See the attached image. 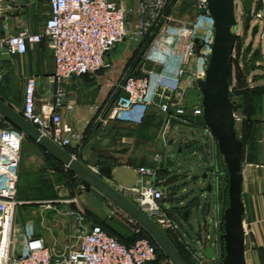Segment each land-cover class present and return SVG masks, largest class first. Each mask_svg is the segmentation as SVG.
<instances>
[{"label": "crops", "instance_id": "crops-1", "mask_svg": "<svg viewBox=\"0 0 264 264\" xmlns=\"http://www.w3.org/2000/svg\"><path fill=\"white\" fill-rule=\"evenodd\" d=\"M157 1H159L158 3L162 2V0ZM258 1L253 0V7L258 5ZM125 3L127 7L132 9L133 13L132 19H129L132 32L130 39L139 35L143 38L149 24V18L145 17L144 14L145 0H125ZM198 4L199 1H197V9L200 8ZM201 10L199 18L197 17L192 25L200 28L201 25L198 24H202L203 27L201 26V28L204 30V36L209 38L213 30V21L207 15H202ZM48 17L49 6L47 0L36 2L16 0L0 13V39L21 33H41ZM151 18L155 20L154 22H158L161 17L156 13ZM172 24L177 25L180 23L174 22ZM161 30L162 28L154 35L153 44L134 68V72L138 71L140 74H144L151 71H160L165 60L171 57L170 48L176 40H174V43L170 42L169 35L161 38L163 35ZM259 39L258 37L257 41ZM258 43L256 47H259L260 53L264 55V43L261 45L260 42ZM253 46L252 49H255ZM135 50L136 48L133 47L132 43H121L108 55L106 59L107 67L94 75L73 78L63 83L67 103L70 102L73 108L69 110L64 105L58 111L63 122L84 135L82 147L80 149L70 148L68 149L69 153L74 154L79 161L91 169H98L105 165L111 166V178L106 180L112 187L118 190H128L132 187L140 188L153 184L164 190V187L169 186V183L164 182L165 177L159 179L155 176L154 180L148 184L145 182V176L137 173V168L140 166H149L150 156L147 155L144 160L142 158V161L140 156L133 157L131 155L134 148L140 146L135 142L134 132L141 122L152 119V113L149 112L152 107L147 110L138 123H130L123 116L118 120L111 121L106 127L90 128L95 114V107L104 103L112 85L127 73V65ZM201 51L202 48L199 51V56ZM184 57L185 44L179 42L178 49L172 56L171 62L186 66L187 61ZM198 63L196 65L192 63L191 68L195 66L198 69ZM0 70V83L3 80L2 88H0V98L16 111L21 112L22 110L24 88L28 77H34L36 80L34 95L36 109L39 110L44 105L50 106L54 103L57 89V86L51 81L54 61L44 41L33 49H29L23 56L14 57L12 60L5 56L0 57ZM250 79L251 76L248 79L249 84L255 85V82ZM181 83L183 87L187 88V91L194 88V86H189L187 77H184ZM12 85H19V92L17 88L13 94L10 89ZM156 101H158L156 104L158 106L162 100L156 97L154 103ZM245 120L250 123L246 135L251 138L249 140L246 138L249 142L248 145L246 144L242 158L241 200L244 206V257L245 264H264V94H262L260 101V110L250 112L248 116L245 115ZM242 123L243 121L240 122V124ZM9 127L15 129L0 117V130ZM236 131L239 134L237 124ZM24 142L26 143L25 146ZM215 144V140L212 138L213 150L216 148ZM182 145L195 146L196 143L184 140ZM198 147L191 153H187V155L197 153L200 150ZM11 149L15 150V147H11ZM18 151L20 165L16 198L20 203L14 213L15 245L18 251L23 249V236L40 238L45 246L55 247L62 252H66L70 248L78 247L82 236L81 230L88 231L93 226L99 225L111 230L113 216L108 206L111 204L99 193L93 189L81 191L79 186L83 182L76 176H72L71 183L67 184L68 170L59 165L56 160L55 162L50 160V163L54 166L52 172L42 170V167L48 161L46 153L28 138L24 137ZM167 155L166 149H164L163 155L158 156V167L162 163L161 159ZM109 157L115 158L116 164L107 161ZM161 173L165 175L166 172L163 170ZM46 176L50 179L55 178V192L52 191L49 182L46 184ZM62 184H65L63 188L56 189V186ZM102 200L104 205L101 207L93 206L95 201ZM79 213H82L85 217L83 222L77 218ZM187 213L188 211L185 212V218H187ZM198 216V209H196L193 220L191 217L186 222L189 228L190 226L194 229L201 227ZM197 234L203 240L208 237V235L205 236L201 232V228ZM210 240L209 235V240H205L207 241L205 250L210 247L214 251L213 259L218 256L219 246H217L216 237L214 241L215 248L210 245ZM209 262L211 263V261Z\"/></svg>", "mask_w": 264, "mask_h": 264}, {"label": "built area", "instance_id": "built-area-1", "mask_svg": "<svg viewBox=\"0 0 264 264\" xmlns=\"http://www.w3.org/2000/svg\"><path fill=\"white\" fill-rule=\"evenodd\" d=\"M15 1L0 0V13ZM167 1L169 0L160 2V9ZM47 2L49 17L42 32L15 34L0 39V57L5 56L12 60L14 57L25 55L29 49H33L43 41L46 43L54 61L51 76L52 83L57 86L54 103L50 106L44 105L37 110L34 98L36 80L34 77H28L20 114L58 147L65 150L80 149L84 142L83 133L63 122L58 111L64 105L69 110L73 108L70 102L67 103L63 83L73 78L94 75L107 67L108 55L129 34L128 8L125 0H47ZM238 3L241 5V0L238 2L234 0L235 7ZM199 6L203 9L205 0H199ZM242 11L245 16L246 13L243 9ZM248 20L250 29L255 25L258 26L256 37L262 38L264 0H259L255 7L252 5ZM196 28L187 24L173 25L169 21L162 28L161 34L169 35L176 40L170 48L171 57L165 60L160 71L147 72L141 76L129 73L123 75L112 85L104 103L95 107V114L90 125L93 128L106 127L111 121L123 116L130 123H138L147 110L155 106L156 97L162 100L158 104V109L170 119L202 118L200 104L191 109L186 107L187 88L181 83L182 79L187 77L189 86L196 88L198 80L204 78L202 71L207 66L209 54L202 56V71L195 66L191 68V64L196 65L201 57V54L199 56L201 47L195 44L194 40L200 39L204 47H210L213 30L209 38L202 39L195 33ZM179 42L185 44L186 66L171 62ZM234 119L235 123L243 121V117L237 113H234ZM23 139L24 135L11 127L0 130V264H150L155 261L156 249L149 239L140 237L126 245L108 235L100 226H93L88 231L81 230L82 236L78 247L70 248L66 252L55 247L49 248L40 238L28 236H23V249L18 251L15 245L14 213L20 203L16 198L20 165L18 150ZM11 147H15V150ZM71 155L76 158L74 154ZM92 170L98 172V169ZM157 170L158 168L150 169L141 166L137 169V173L155 178ZM64 186L65 184L58 185L56 189ZM79 187L81 191L87 190V185L84 183ZM118 191L129 198L160 229L176 230V224L170 218L164 203L163 190L152 184ZM115 211L118 210L115 209ZM77 218L82 222L85 220L82 213H79ZM126 219L136 226L129 218L126 217ZM218 226L219 221L215 228ZM208 239L207 237L206 240ZM196 244L198 250H193L187 244V248L192 249L194 261L197 264H207L206 242L197 238ZM217 257L219 260V256ZM202 258L204 260L201 262Z\"/></svg>", "mask_w": 264, "mask_h": 264}, {"label": "water", "instance_id": "water-1", "mask_svg": "<svg viewBox=\"0 0 264 264\" xmlns=\"http://www.w3.org/2000/svg\"><path fill=\"white\" fill-rule=\"evenodd\" d=\"M241 7L249 14L252 0H241ZM201 13L209 15L213 21V38L210 47H204L200 39L194 40L195 44L202 48L198 63L199 71L203 69L202 56L209 54V59L202 71L204 78L198 80L196 88L186 92V107L191 109L198 104L201 105L203 124L215 140L217 152L222 156L226 166L227 206L220 211L218 226L220 258L217 264H245L244 206L241 200L243 145L237 137L234 119L235 110L240 109L241 105L233 104L229 97V62L235 39L233 29L236 26L234 0H205V7ZM257 32L258 26L255 25L251 28V39L245 48L247 53L252 49ZM0 117L133 221L152 239L170 264H187L164 231L107 182L106 179L111 178L110 166H101L98 172H94L67 150L58 147L42 135L22 117L20 112L1 98ZM196 148L193 145H182L179 147L180 156L191 153ZM182 151L188 152L181 154ZM173 163L166 156L160 167L168 172L173 168ZM172 172L176 173V170ZM207 175L204 173L203 178H207ZM211 190L212 185L208 183L206 191ZM213 254L214 251L210 247L206 248L207 260H211Z\"/></svg>", "mask_w": 264, "mask_h": 264}, {"label": "rangeland", "instance_id": "rangeland-1", "mask_svg": "<svg viewBox=\"0 0 264 264\" xmlns=\"http://www.w3.org/2000/svg\"><path fill=\"white\" fill-rule=\"evenodd\" d=\"M197 1L199 0H172L168 3V8H165V4L163 10L159 8V12L157 13L161 18H159L160 21L158 23V27L156 28H163L167 23H169V21L171 23L176 22L180 24L190 23L188 25L193 26L192 24H194V21L197 17L199 18V12L201 10L200 8L197 9ZM148 2L149 6L146 10H149V13L151 14L149 16H152V14L155 13L157 4L153 0H148ZM236 2H238V0H236ZM127 8L129 34L122 43L129 42L132 43L133 47L138 48L139 46L143 45L145 38H142L138 34L139 36L130 39V37L132 36V32L130 29L131 26L129 24V19H132L133 13L131 8ZM207 16L210 17L209 15ZM235 17L236 26L233 29V33L241 37L240 39L244 41V44H246L247 46L250 41V32L247 33L244 29L245 18L243 15L242 7L239 3L235 7ZM198 25H201L203 27L202 24ZM201 26L200 28H196L195 33L199 37L202 36V38L205 39L203 33L204 30L201 28ZM165 35L166 34H163L161 38H163ZM260 37L261 36H259V38ZM257 39L258 37L256 38V40H254L255 43L253 48H255V50L259 49V47H256L259 44L258 42H260V45L264 43V34H262V38H260L258 41ZM174 40L175 38L171 37L170 42L174 43ZM153 41L154 38H152L150 43L145 46L146 52L153 44ZM261 56L262 60H259L258 63L255 64L258 70H253L250 73V76L256 75L257 77V80L254 83L255 85L252 84V86L251 83L249 84L248 82L251 88L260 89L255 93H250L247 97V99L252 97V106L248 105L247 99L241 101L240 96L234 95L232 97V101L234 103L236 102L240 104L244 102L245 104L242 110H235V113L237 112L238 115H241V117H243V120L245 118L244 109L246 112H256L260 110V101L262 98V94H264V55L261 54ZM239 60H241V58ZM247 68H249V65L247 66ZM136 73L137 72H135L134 74ZM2 82L0 83V88H2ZM17 88L19 92V85L11 86L10 89L13 94L16 92ZM157 103L158 101H156L155 106H153L152 109L149 110V112L152 113V119L141 122L136 128V131L134 132L136 139L135 142L140 146H136L131 155L133 157L140 156L141 160L142 158L143 160L146 159L147 155L150 156L149 158L151 159L148 162L149 166L146 167L150 169H157L160 168L158 167V156H161V154L163 155V150L166 149V153L168 154L167 156L170 157V159L174 162L173 168L165 173L166 176L161 172H158L159 170H157V176L159 177V179L165 177L164 182L169 183V186L164 187L165 189L163 190L165 193L164 203L166 204V206L168 205V214L176 224V230H168L164 231V233L167 235L172 244L175 245L179 253H181L185 257H188L189 260L194 264H197L194 261L195 259H193L192 249L198 250L196 241L197 238H200V236H198L197 234L199 232V229L201 228V232L205 236L208 235V238L210 235L211 240L209 242L212 247L215 248V237L216 243L218 242L219 230L215 227L217 221H219L221 209L227 206V199H224L222 197L224 188L226 190L227 187L226 166L224 164L222 156H220V154L217 152V149L215 148L213 150L212 137L210 136V134H208L209 131L204 126L202 118L192 117L189 118V120H186L187 117L170 119L169 116L160 112L158 106L156 105ZM236 124L239 130V134H241L242 124H240V122H237L235 123V127ZM246 138L249 140V138L251 137L249 135L245 136L244 133L242 158L244 155L246 144L248 145L249 142L248 140H246ZM184 140H187V142L191 141L196 143L194 147L196 148L199 146L200 150L194 155L183 154L188 151H182L181 154L183 155L180 156L179 146L184 144ZM23 144L25 146L26 143L24 142ZM164 159L165 157L161 159V162H164ZM42 168V170L48 172L53 170L54 166L48 159V161ZM173 170H176V173L172 172ZM204 173L208 174L207 178H203ZM45 178L47 182L46 184H48L49 182L52 191L55 192V178L50 179L47 176ZM145 178V182H147L148 184H150L154 180L152 177ZM208 183L212 185V190L210 192L206 191ZM87 190L90 191L92 189ZM33 194L35 195L36 193ZM102 205H104L103 200L95 201L93 206L101 207ZM108 206L111 209L110 212L113 216V222L111 223L112 228L110 231L124 238L138 233L137 230L140 229L139 227H137V225L135 226L134 224L129 223L125 215L121 212L115 211V208L113 206ZM196 209H198V217L201 221V227H196L194 229L190 226L189 228L186 222L191 219V217L193 220V214ZM186 211H188V215L187 218H184L182 215L185 214ZM203 218L205 219L204 222ZM206 239L207 238L204 239V242H207L205 241ZM186 243L192 249L190 247L187 248ZM217 246H219V242L217 243ZM203 260L204 259L202 258L200 261L202 262ZM209 261H211V263ZM218 261V257L216 256L215 258L208 260L207 264H217ZM157 264L170 263L167 259L160 257Z\"/></svg>", "mask_w": 264, "mask_h": 264}, {"label": "trees", "instance_id": "trees-1", "mask_svg": "<svg viewBox=\"0 0 264 264\" xmlns=\"http://www.w3.org/2000/svg\"><path fill=\"white\" fill-rule=\"evenodd\" d=\"M153 1H155L157 6H156V9H155V13L152 14V16L155 15L156 13H158L159 12V8H160L158 6V5H160L158 3L159 1H157V0H153ZM171 1L172 0L167 1L165 8H168V5H169L168 3L171 2ZM162 2H164V0H162ZM145 6L146 7H145V10H144V14H145V17L149 18V24H148V27H147V30H146V34L144 36L145 41L143 42V45H141L138 48H136L132 58L129 60V63L127 65L128 66L127 73L132 72V73H129V74H132V75H135V76H141L142 75L138 71H137L136 74H134L135 73L134 72V70H135L134 68L143 59V57H144V55L146 53V47L145 46H147V44L150 43L151 39L155 37L154 35L159 30V28H156V27H158V23H159L160 19H159L158 22H154L155 20H152V18H151L152 16H149V15H151L149 13V10H146L148 8V6H149L148 0H145ZM163 8H162V10H163ZM145 11H147V12H145ZM244 18H245L244 19V21H245L244 22V29H245V31L247 33L251 32V29H250V26H249L248 14H246L244 16ZM155 23H157V24H155ZM240 38L241 37H239L238 35H235V39H234V43H233V50H232V54H231V58H230V62H229V97H230L231 101H232V97L234 95L235 96H240L241 97V101H244V100L247 99V97H248V95L250 93H255L258 90H260L259 88L258 89L257 88H251L249 86V84H248V79L250 78L251 71L258 70L256 68L257 66L255 64H257L259 60H262V56L260 54L259 49H257V50L251 49V51L249 53H247L246 50H245L246 44H244V41H242ZM240 58H241V60H239ZM248 65H249V68H247ZM250 80L252 82H256V80H257L256 75L251 76ZM247 100H248V105L252 106V97L248 98ZM233 104H239V103H236V102L234 103L233 102ZM240 105H241V107H240V109H238L239 111L244 108L245 104L243 102V103H240ZM244 113L247 116L250 114V112H246L245 109H244ZM249 127H250V123H248V120H245V121L243 120L241 135L238 134V132L236 131L237 137L242 142L243 146H244L243 136H244V133L246 135V133L249 131V130H247V129H249ZM90 128L94 129L91 125H90ZM90 128H89V130H90ZM67 151L70 152L69 150H67ZM46 156H47V158L49 160H52V161L55 162V160L50 155L46 154ZM107 161H109L111 164H116V159L115 158L109 157L107 159ZM58 164L61 165L60 163H58ZM107 166H109V165H107ZM158 170H159L158 172H162L163 171V169L161 167L158 168ZM72 176H75V175L68 170L67 179H66V183L67 184L71 183ZM157 177L158 176L156 174V178ZM87 189H89L88 186H87ZM223 192L224 193H223L222 197L224 199H227L226 194H225V188H224ZM182 216L185 218V214H183ZM99 226L108 235H111V236L117 238L120 242H122V243H124L126 245L131 244L135 239L140 238V237L149 239L151 241V243L153 244V246L155 247V249H156V259H155L154 262H152L150 264H157V262L160 259V257L166 259V257L158 249V247L152 241V239L141 228H139L140 230H139L138 233L133 234L130 237L124 238V237H121L119 235L114 234L112 231L108 230L106 227H104L102 225H99ZM181 256L183 257V259L185 260V262L187 264H194L192 261L189 260L188 257H185L182 254H181Z\"/></svg>", "mask_w": 264, "mask_h": 264}]
</instances>
